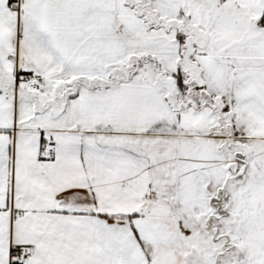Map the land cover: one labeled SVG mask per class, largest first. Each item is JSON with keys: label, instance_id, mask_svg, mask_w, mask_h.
I'll return each mask as SVG.
<instances>
[{"label": "snow or ice", "instance_id": "obj_1", "mask_svg": "<svg viewBox=\"0 0 264 264\" xmlns=\"http://www.w3.org/2000/svg\"><path fill=\"white\" fill-rule=\"evenodd\" d=\"M0 264H264V0H0Z\"/></svg>", "mask_w": 264, "mask_h": 264}]
</instances>
